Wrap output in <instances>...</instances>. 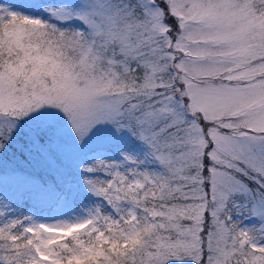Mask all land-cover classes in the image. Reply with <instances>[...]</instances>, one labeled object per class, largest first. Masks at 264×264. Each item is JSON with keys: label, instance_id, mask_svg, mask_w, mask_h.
<instances>
[{"label": "snow or ice", "instance_id": "6c2138e0", "mask_svg": "<svg viewBox=\"0 0 264 264\" xmlns=\"http://www.w3.org/2000/svg\"><path fill=\"white\" fill-rule=\"evenodd\" d=\"M94 141L78 214L0 195V264H264V0H0V154Z\"/></svg>", "mask_w": 264, "mask_h": 264}, {"label": "trees", "instance_id": "16d2710c", "mask_svg": "<svg viewBox=\"0 0 264 264\" xmlns=\"http://www.w3.org/2000/svg\"><path fill=\"white\" fill-rule=\"evenodd\" d=\"M84 162L85 159L80 158L69 166L58 161L48 171L39 172L30 179L24 178L19 171L0 173V195L18 213L24 214L28 208L49 210L61 196L69 192L72 184H78L80 166ZM76 195L82 201H91L79 191Z\"/></svg>", "mask_w": 264, "mask_h": 264}, {"label": "rangeland", "instance_id": "374dc122", "mask_svg": "<svg viewBox=\"0 0 264 264\" xmlns=\"http://www.w3.org/2000/svg\"><path fill=\"white\" fill-rule=\"evenodd\" d=\"M23 133V130H21ZM104 145L97 142H91L84 147H76L72 145L67 153L63 156L61 163L72 165L80 158H84L87 162L90 158L94 159L96 156L106 155L105 151H102ZM58 161L53 160L47 153L30 155L28 159H24L17 154L15 147L10 145V150L6 153L0 154V173L3 172H22L23 177L30 179L39 172L48 171ZM41 169V171H40ZM39 170V171H38ZM38 182V178L36 180ZM94 199L87 190L83 187L81 177L78 184H72L69 192L61 196L51 209H26L24 215L34 217L40 222H53L57 219H64L70 215H76L79 213V209L89 204V201L78 199L77 192ZM82 201V202H81Z\"/></svg>", "mask_w": 264, "mask_h": 264}]
</instances>
